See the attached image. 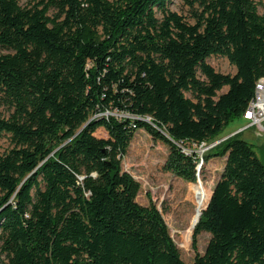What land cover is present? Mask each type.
I'll return each instance as SVG.
<instances>
[{
	"label": "trees",
	"instance_id": "obj_1",
	"mask_svg": "<svg viewBox=\"0 0 264 264\" xmlns=\"http://www.w3.org/2000/svg\"><path fill=\"white\" fill-rule=\"evenodd\" d=\"M187 4L193 23L170 0H0V264H185L123 159L145 130L169 146L164 170L197 183L193 148L243 118L264 77V0ZM240 134L202 157L226 163L195 264H264V164Z\"/></svg>",
	"mask_w": 264,
	"mask_h": 264
},
{
	"label": "rangeland",
	"instance_id": "obj_2",
	"mask_svg": "<svg viewBox=\"0 0 264 264\" xmlns=\"http://www.w3.org/2000/svg\"><path fill=\"white\" fill-rule=\"evenodd\" d=\"M19 2L22 6H27L33 0H19ZM169 8L185 16L191 23L194 22L190 18L187 0H170ZM209 63L220 73L230 75L236 73V69L225 58H214ZM0 116H8L2 108H0ZM246 127L247 122L244 117L237 119L226 127L214 143L209 146L194 147L193 150L188 148V151H196L201 157V162H204L202 157L213 148L210 146L241 132L239 139L251 144L264 164V132L257 128ZM96 135L104 137L106 133L101 129ZM9 149L11 144L8 136L0 137V154ZM169 150V146L155 141L145 130L138 131L128 155L123 159L122 167L141 185L138 203L143 206L150 204L157 206L173 240L181 250L183 261L185 264H195L196 255L206 253L211 239L209 234H201L197 238V250L194 249V231L198 214L206 208L213 189L224 171L226 159L213 158L203 165L198 175L199 182L194 184L164 170Z\"/></svg>",
	"mask_w": 264,
	"mask_h": 264
},
{
	"label": "built area",
	"instance_id": "obj_3",
	"mask_svg": "<svg viewBox=\"0 0 264 264\" xmlns=\"http://www.w3.org/2000/svg\"><path fill=\"white\" fill-rule=\"evenodd\" d=\"M257 92H264V77L261 78L256 84L255 95L253 100L250 102L248 109L244 113V120L247 122L246 128H257L261 132H264V107L259 104V100L257 99ZM104 115L113 116L116 114L106 112ZM203 146L205 145H202L201 147Z\"/></svg>",
	"mask_w": 264,
	"mask_h": 264
},
{
	"label": "water",
	"instance_id": "obj_4",
	"mask_svg": "<svg viewBox=\"0 0 264 264\" xmlns=\"http://www.w3.org/2000/svg\"><path fill=\"white\" fill-rule=\"evenodd\" d=\"M229 138H231V136H230V137H227V138H224V139L221 140L220 142H218V143H216V144L210 146V148L214 147L215 145H217V144H219V143H221V142H223V141H225V140H227V139H229ZM203 165H204V162L202 161V162L199 164V166H198V175L200 174V171H201ZM197 182H199L198 176H197ZM211 196H212V195H211ZM210 199H211V197H210ZM209 201H210V200H209ZM208 205H209V202H208V204L206 205V208L208 207ZM206 208H205L204 210H206ZM204 210H203V211H204ZM202 214H203V212L201 213V215H200V217H199V219H198V221H197V223H196V226H197L198 223L200 222L201 217H202Z\"/></svg>",
	"mask_w": 264,
	"mask_h": 264
},
{
	"label": "bare ground",
	"instance_id": "obj_5",
	"mask_svg": "<svg viewBox=\"0 0 264 264\" xmlns=\"http://www.w3.org/2000/svg\"><path fill=\"white\" fill-rule=\"evenodd\" d=\"M257 99L259 100V104L264 107V92H257Z\"/></svg>",
	"mask_w": 264,
	"mask_h": 264
}]
</instances>
